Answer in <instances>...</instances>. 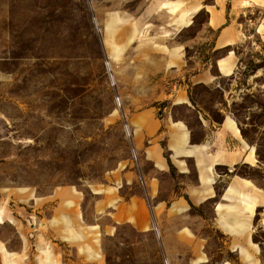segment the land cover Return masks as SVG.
<instances>
[{
	"label": "rangeland",
	"instance_id": "374dc122",
	"mask_svg": "<svg viewBox=\"0 0 264 264\" xmlns=\"http://www.w3.org/2000/svg\"><path fill=\"white\" fill-rule=\"evenodd\" d=\"M167 1L175 0H0V249L21 254L22 264H40L38 235L45 232L24 195L75 187L91 220L89 187L108 184L123 161H138L126 123L132 113L154 107L159 118L170 113L197 125L185 105L171 104L179 86L212 119H220L219 109L230 111L264 164V44L251 35L235 48L232 76L216 77L215 88L190 87L192 73L211 69L225 50H212L203 12L177 31L176 13L162 7ZM167 48H181L182 68L167 66ZM237 173L264 188V170L242 165ZM211 210H190L204 219L198 255L161 243L156 229L128 224L102 236L95 258L74 244L46 241L55 264H245L229 250V236L212 226ZM251 239L264 264V209L253 218Z\"/></svg>",
	"mask_w": 264,
	"mask_h": 264
},
{
	"label": "crops",
	"instance_id": "0c3cea01",
	"mask_svg": "<svg viewBox=\"0 0 264 264\" xmlns=\"http://www.w3.org/2000/svg\"><path fill=\"white\" fill-rule=\"evenodd\" d=\"M244 1L249 6H244ZM166 3L162 7L176 13L171 24L179 26L177 31L190 26L199 12L206 13V27L217 31L211 42L212 50L229 49L215 62L220 76L235 73L238 64L235 48L251 35L264 44V0ZM257 11L259 15L255 16ZM166 54L168 67H183L181 48H167ZM216 79L207 66L192 75L190 82L191 86H214ZM171 104L193 109L183 86L176 89ZM220 111L219 122L206 112L196 113L197 127L173 119L170 113L159 118L154 107L132 113L126 123L138 161L135 164L123 161L110 172L108 184L89 187L94 198L91 220L83 193L75 187H59L45 197L24 195L23 200L32 201V208L45 221L42 223L45 232L38 235L40 240L44 239L37 242L38 262H58L48 245L49 237L74 244L91 257H99L102 236L112 235L120 224L139 231L156 229L161 243L172 240L198 255L202 246L196 238L204 219L193 216L190 210L211 204L212 226L229 236V250L237 252L245 264H260V248L252 241L251 233L257 210L264 209V188L237 170L242 165L264 170V164L258 160L256 146L243 137L237 121L226 109ZM102 219L109 222L103 223ZM0 252L2 264H22L21 254L12 256L2 245ZM242 253L249 254L250 260H244Z\"/></svg>",
	"mask_w": 264,
	"mask_h": 264
},
{
	"label": "trees",
	"instance_id": "16d2710c",
	"mask_svg": "<svg viewBox=\"0 0 264 264\" xmlns=\"http://www.w3.org/2000/svg\"><path fill=\"white\" fill-rule=\"evenodd\" d=\"M201 12H203V11H201ZM200 13V12H199ZM198 13V14H199ZM203 13H205V12H203ZM197 14V15H198ZM206 14V13H205ZM257 13H255V16H258V14L256 15ZM196 15V16H197ZM195 16V17H196ZM207 22V15H206V21H205V23ZM214 32V37L216 36V33H217V31H213ZM216 50H225V52L222 54V55H220V56H218V57H216L213 61H212V64H211V72H212V74L214 75V76H216V77H220V74L218 73V71H217V69H216V65H215V62H216V60L218 59V58H221L222 56H224L225 54H226V52L229 50L228 48H225V49H215L214 51H216ZM198 73V70L197 71H195V72H193L192 73V75H195V74H197ZM190 85H191V83H190ZM190 87H192V86H190ZM203 87H205V86H203ZM216 86H212V88H215ZM207 89V88H206ZM189 99H190V102H191V105L193 106V109H191L190 107H187V106H185L189 111H192L195 115H196V113H198V112H205V109L203 108V107H200L199 105H198V102H196L195 100H194V98L192 97V95H191V92L189 91ZM220 104V103H219ZM221 109H219L218 111H220ZM230 112V111H229ZM230 114L233 116V114L230 112ZM195 115H194V117H195ZM221 118H222V116L220 117V119L219 120H216V119H213L214 121H217V122H219V121H221ZM235 119V118H234ZM195 120L196 121H198L197 120V118L195 117ZM236 120V119H235ZM186 121V120H185ZM237 121V120H236ZM237 123H238V125H239V127L241 128V133H242V135H243V137L245 138V135H244V133H243V129H242V126H241V124H240V122H238L237 121ZM189 127H190V125H189ZM256 154H257V157H258V160L259 161H262V159H261V157H260V153H259V150H258V148L256 149Z\"/></svg>",
	"mask_w": 264,
	"mask_h": 264
},
{
	"label": "bare ground",
	"instance_id": "6f19581e",
	"mask_svg": "<svg viewBox=\"0 0 264 264\" xmlns=\"http://www.w3.org/2000/svg\"><path fill=\"white\" fill-rule=\"evenodd\" d=\"M1 213H2V209L0 208V221H1V219H2V217H1ZM242 257H243L244 260H250V258H249V254H247V253H242ZM7 264H8V263H7Z\"/></svg>",
	"mask_w": 264,
	"mask_h": 264
},
{
	"label": "built area",
	"instance_id": "2783aa9c",
	"mask_svg": "<svg viewBox=\"0 0 264 264\" xmlns=\"http://www.w3.org/2000/svg\"><path fill=\"white\" fill-rule=\"evenodd\" d=\"M243 4H244V6H249L248 1H244Z\"/></svg>",
	"mask_w": 264,
	"mask_h": 264
}]
</instances>
